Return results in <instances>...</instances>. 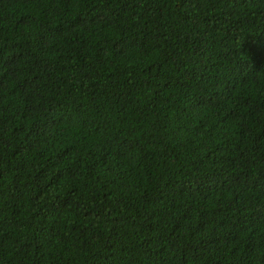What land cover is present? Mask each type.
Returning <instances> with one entry per match:
<instances>
[{"label":"trees","instance_id":"obj_1","mask_svg":"<svg viewBox=\"0 0 264 264\" xmlns=\"http://www.w3.org/2000/svg\"><path fill=\"white\" fill-rule=\"evenodd\" d=\"M0 264H264V0H0Z\"/></svg>","mask_w":264,"mask_h":264}]
</instances>
